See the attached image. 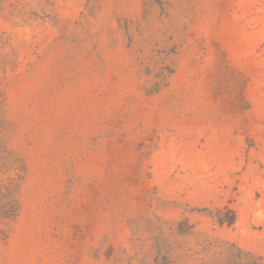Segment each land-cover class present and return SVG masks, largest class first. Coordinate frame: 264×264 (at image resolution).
I'll return each mask as SVG.
<instances>
[{"label": "rangeland", "instance_id": "1", "mask_svg": "<svg viewBox=\"0 0 264 264\" xmlns=\"http://www.w3.org/2000/svg\"><path fill=\"white\" fill-rule=\"evenodd\" d=\"M0 264H264V0H0Z\"/></svg>", "mask_w": 264, "mask_h": 264}]
</instances>
